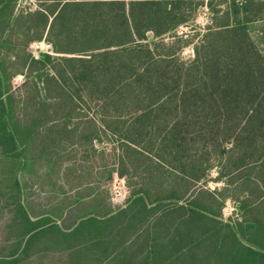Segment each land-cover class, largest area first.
<instances>
[{"label": "trees", "instance_id": "1", "mask_svg": "<svg viewBox=\"0 0 264 264\" xmlns=\"http://www.w3.org/2000/svg\"><path fill=\"white\" fill-rule=\"evenodd\" d=\"M36 3L0 0L11 263L264 264V57L248 27L264 0ZM204 6L207 31L179 34ZM41 39L53 52L34 57ZM114 175L128 190L118 206ZM36 185L55 194L39 209ZM228 199L239 220L223 216Z\"/></svg>", "mask_w": 264, "mask_h": 264}, {"label": "rangeland", "instance_id": "2", "mask_svg": "<svg viewBox=\"0 0 264 264\" xmlns=\"http://www.w3.org/2000/svg\"><path fill=\"white\" fill-rule=\"evenodd\" d=\"M36 0H18V5L17 7L21 10H27L29 9V7L31 8H35L36 5ZM211 12L208 9V7L204 6L203 8H201L198 13H197V19L196 22L194 23V26H186V27H182L180 29L179 34L181 33H185L187 35H192L195 34V36L198 34L201 36V34L205 33L207 31V26L208 24L211 23ZM249 27V31H250V35L252 40L255 43L256 49L257 51H259L263 57H264V17H262L261 19L255 21V22H251L248 25ZM166 41H172L174 38L173 36L167 35L166 37ZM43 39L41 40H35L29 43L28 45V52H30L34 57H39L42 53H49L50 50L47 49L46 46H43L42 44L40 45V48H37L36 44L40 43ZM19 41V40H18ZM186 40L183 39L182 41H180L177 46L178 48H180V46H183L182 51H181V58L184 61H191L194 56H195V52H194V43H188L185 44ZM19 47H14V50L20 51ZM48 50V51H47ZM22 61L19 60L17 62V65H21ZM15 70V67L14 69ZM23 76L18 74L14 77L13 79V86L14 88L19 87L22 83H23ZM17 95H19V92L17 90ZM97 147L99 149H101L103 147V145H97ZM1 162V160H0ZM0 167H1V163H0ZM211 177L215 178L219 175L218 173V169L213 168L211 170ZM5 174H4V170L2 171L0 169V184L2 182H4L5 179ZM114 184H116V189L120 188L121 189V193L118 194L117 196H113V198L109 199L110 203L112 206H118L124 203L126 196L128 194V190L125 186V180H122L120 178H116V175H114ZM26 177V176H25ZM30 178V176L28 175V179ZM53 181H55V179H52ZM58 186L60 185V179H58L57 183ZM225 184L223 183V181H211L209 182L208 186L209 188L212 189H220L224 186ZM38 187V190L35 191V193H33L30 197L33 201V204L36 206L37 209L42 208V204H45L46 202H50L48 200L49 197H54L55 194L50 193L48 190L44 189H40L38 185H36ZM37 187H35V189H37ZM53 188V187H52ZM51 188V189H52ZM15 190L12 188V186L8 187V188H4V187H0V264H10V262L7 260L6 261V256L9 255L8 253H3V251H1L2 247H3V237L4 235L6 236V232L5 228L9 227V221L12 218V214H11V206H13L15 204L14 198H13V192ZM117 192V190H116ZM27 196V195H26ZM25 197L24 195H22V201H24ZM44 209V208H43ZM41 209V210H43ZM41 210H34L35 212H40ZM222 213L223 216L225 218H231L233 221L239 220L240 216L236 213L235 211V204L232 200L228 199L222 209ZM32 216L35 218V214H32ZM8 262V263H7ZM16 264H40V259H38V256H31L28 260H25L23 262L20 263H16Z\"/></svg>", "mask_w": 264, "mask_h": 264}, {"label": "built area", "instance_id": "3", "mask_svg": "<svg viewBox=\"0 0 264 264\" xmlns=\"http://www.w3.org/2000/svg\"><path fill=\"white\" fill-rule=\"evenodd\" d=\"M41 44H42L43 46H46L47 49L50 50L49 53H52V52H53V45H52L51 42H49V41L43 39L40 43H37V44H36V45H37L36 47H37V48H40V47H41V46H40ZM47 51H48V50H47ZM44 53H45V52H44ZM115 186H116V184H113V192H114V196H117L118 194L121 193V189H120V188L116 189ZM116 190H117V192H116Z\"/></svg>", "mask_w": 264, "mask_h": 264}, {"label": "flooded vegetation", "instance_id": "4", "mask_svg": "<svg viewBox=\"0 0 264 264\" xmlns=\"http://www.w3.org/2000/svg\"><path fill=\"white\" fill-rule=\"evenodd\" d=\"M14 237H15V235H13ZM6 237H7V235L5 236L4 235V237H3V239H6ZM4 246V245H3ZM7 258H6V261L8 260L9 262H10V264H16V263H20V262H23V261H25V260H28V259H23V260H21V261H17V259H14V261H12V263H11V261L10 260H12L13 258H15V257H18V255H7L6 256ZM22 258V257H21ZM8 263V262H7Z\"/></svg>", "mask_w": 264, "mask_h": 264}]
</instances>
